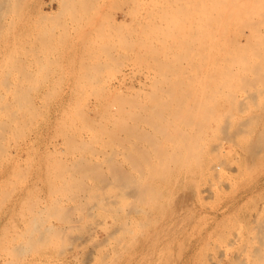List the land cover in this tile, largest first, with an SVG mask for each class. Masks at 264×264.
Returning a JSON list of instances; mask_svg holds the SVG:
<instances>
[{
  "label": "rangeland",
  "instance_id": "1",
  "mask_svg": "<svg viewBox=\"0 0 264 264\" xmlns=\"http://www.w3.org/2000/svg\"><path fill=\"white\" fill-rule=\"evenodd\" d=\"M68 1H71L74 5L72 6V3H68ZM76 1L79 2V4L76 3ZM88 1L89 0H0V110L2 109V111H0V146H2L0 147V191L5 193H0V202L2 203L0 204V264H263L264 258H262V260L259 256L261 255L260 252L262 253V255H264V107H262L264 106V95L262 96L259 92L257 93V91L262 90L264 92V84L261 83V86L263 85V87H261L260 84L258 85V82L255 83V85H258L261 89H259L258 86L256 88V86H253V84L247 86L246 88L237 84L238 86L236 87H238L239 90L237 88H234L232 91H234L235 97L237 95V97L235 98V102L239 103L247 100L248 103H243V109L242 107L230 109L228 107L229 102L226 99L224 100L220 98L218 100L220 106L217 109L215 120L217 119L216 121L217 123L219 121V123L218 125L216 124L215 127H224V131L225 128L227 131L229 130L228 125H230V127H232V130H234L233 132L231 131V134L233 135L230 138H228L226 135L224 136V134H227L228 131L227 133L226 131L223 133L219 132L214 137V133L212 131L210 132L209 130V137L206 141L208 145L207 148L204 149L205 151L203 152V156H201V161L200 159H189L187 162L183 159V164L182 160L176 161L175 159H168V167V163L166 164L167 159H165V161L163 159H157L159 161V164H157L158 162H154V164L155 167L158 168L159 174H155L152 171V173H154L157 178L156 176H154V179L153 176L151 178V173L149 172V175L148 170L145 172L147 177L146 178L144 177L145 174L141 173L139 169L135 171V168L137 169V167L133 166L135 164L131 163L132 161L129 160L131 158H128L127 155L129 149L126 152L125 146L123 147L119 145L121 144L119 143V141H115V139L112 138L109 133H106L108 130H112L113 127L115 128L114 125L116 124L112 115L105 114L107 111H110L112 107L109 110H107L108 107L107 109L105 107L107 105L110 107L116 102V100H114V102L112 101V104H110L111 98L113 99L115 95L118 96V94L120 93L116 92V89H121L119 91H122L121 94L123 93L122 95L119 94V96L121 95L124 97H128L130 95L131 98L134 99V102L135 100H137L136 103H138L139 101L141 103L146 102L144 104L142 103V105H152L155 101L156 96L159 97V95H168L164 92L162 94L161 91L157 92V88H164L165 86V88H167L168 86L172 85L169 83L177 78H172L174 76L171 75L170 72L169 75H167L168 77H170L168 78L169 80L165 79L166 75H164L163 77L165 78H163V74H152L156 69L154 68V65L155 67H157L154 61L158 57L159 58L157 60L161 61L163 59L162 57H164L163 55H166V53L167 55L165 57L169 55L170 56L167 59L164 57L162 63L167 62L168 64L169 59L170 62L172 61L171 63L176 60L175 58L173 59L171 55L172 53L170 52L171 50L173 52V47L180 46L179 44L181 43L175 38L177 41H174L176 45L174 44L173 46V40H171V38L173 37L174 33L176 34V36H178L181 35L182 32L187 34L191 32V21L189 18L191 17L190 15L192 12L190 13V15L188 14L189 12L187 10L189 9L187 7V0H175L178 5H174L175 3L173 2L174 6L172 7V0H163L165 2L164 4H161L162 0H160V2L158 0H152V2H149L151 0H126L128 1V3H125L124 6H121V4L118 6V4H116L118 3L116 0H92L94 1V3L92 6L89 5V7L87 4H90L92 2L89 1L90 3H87L85 5V2ZM153 1L155 2L153 3ZM96 2L100 5L96 4ZM142 2H144L145 4H143ZM147 2L150 5L147 4ZM156 2L159 3H157L155 7L158 8L159 6L158 9L160 10L158 11V9L155 8L154 10L157 11L152 12L153 4H155ZM15 5L16 8L14 7ZM17 5L18 7L20 6V8H18ZM166 5L168 6V9L166 8ZM10 7L13 8L11 9ZM160 7L162 8V10ZM174 7L177 8V10H174ZM178 7L180 8V10L182 9L181 13L179 12L180 10H178ZM84 8H89L90 11ZM131 8H133L134 10L136 9L135 14L133 13L134 10L132 11ZM10 9L14 13V15L12 14ZM14 9H16L17 11L18 9L20 10L18 13H16L17 11L15 10L16 12H14ZM7 10L10 11L8 12ZM87 10L89 12H87ZM146 10L150 13H148ZM130 12L133 13V15ZM151 12L153 13V15ZM157 12H159L160 15H157ZM170 13L175 14V17H173V15ZM82 16H84V19H82ZM160 16L163 18V20ZM187 18L189 19V21L187 20ZM146 19L147 21H145ZM155 19L156 25H152L153 23L155 24ZM9 21L13 24H11ZM116 21H121L124 23H121L122 26L120 27L121 24H118ZM150 21L152 23H150ZM125 23H131V27H129L128 25V28ZM166 23L170 26H166ZM182 23L185 24L182 25ZM117 24L119 25L118 28L116 27L118 26ZM147 24L152 28L157 27V30H153ZM143 25L147 27H144ZM164 25L167 29L164 28ZM177 25H179V28L176 29ZM106 27H109V29ZM122 27L123 29H121ZM161 27L162 29H160ZM141 28H145L143 30L144 32L141 30ZM168 28H170L169 30L174 28L172 29L173 34H171L172 32L169 31ZM133 30L134 32L138 33L135 34ZM145 30L146 32L150 30L148 32V35H146ZM120 31L121 34H119ZM105 32L109 33V35ZM150 32H152V34ZM167 33L168 36L172 35L168 38V40L166 39L168 37L166 36ZM124 34L125 36H123ZM126 34L128 35L126 36ZM107 35L109 38H107ZM129 35L131 36L129 37ZM53 37L55 38L53 39ZM59 37H62L61 40L59 39ZM103 37L106 38L104 39ZM125 38H127V43L125 41V43L121 41V39L124 40ZM160 39L165 40V42ZM90 40L92 41L90 42ZM140 40H142L144 44ZM155 40H158L159 43L155 42ZM137 41L138 46L136 44ZM94 42L96 45L94 44ZM88 43L90 44L88 45ZM98 43L99 45H97ZM150 43L151 46L150 48H148V44ZM152 43L154 44V46ZM160 43L162 44V46H165V50L162 49ZM118 44L120 45L118 46ZM122 45L127 46L122 48ZM145 46H147V49L144 48ZM155 46L156 49L159 48L158 50L161 52L159 54L157 53L158 57L156 59H154L157 52L155 50ZM107 48H110V51ZM144 49H146V51H144ZM108 51L110 53H108ZM117 52L119 53V55ZM145 52H149V54L147 53L148 55H154L153 58L151 55L148 56ZM144 53L149 58L145 56ZM248 53L252 55V52L248 51ZM103 54H105V56ZM141 54L144 58H140ZM9 57H11V59H9ZM13 58H18V60H13ZM36 59L39 60L37 61ZM138 59L140 61H138ZM21 60H23V62ZM119 60L120 62L122 60L123 61L120 63ZM98 61L100 64L104 63L105 61L106 63L100 65L105 67H102L103 71L101 68L99 69V72H97L98 70L95 72V69L92 68L95 66H99ZM110 61L113 62L111 63ZM134 61H137L136 66L134 65ZM146 61L149 62L147 63ZM160 61L158 62L160 63ZM51 62H53V64ZM123 63L126 65H124ZM146 63L148 64L150 69L152 67L153 70L151 69V71H147V69L149 68L147 67ZM181 63L184 64L182 61L178 63V65H180ZM106 64L109 65L107 66ZM115 64L117 67L115 66ZM21 65L22 67H20ZM44 65H46V67H44ZM118 65L121 68H119ZM168 65H170V63ZM172 65L173 64H171L170 66ZM170 66L169 68H171ZM108 67H111L109 68L110 72ZM139 67L141 68V70ZM145 67L147 68L145 69ZM157 69L156 72H158ZM143 70L145 71L142 72ZM19 71H22V74L24 75L27 72L28 73L27 75H22L23 77H20L21 72ZM100 72L101 75L98 76ZM5 77H8V80H3ZM30 77L31 80L29 81ZM91 77H93L94 80ZM164 79L167 81H164ZM170 79L172 80L170 81ZM153 80L154 82H152ZM105 81L108 84H106ZM163 82L167 83L164 85ZM140 83L144 85H141ZM148 83H151L152 86ZM17 84L18 86L16 88L21 87L19 89H24L26 94H22L24 90L20 91L17 89L18 92H21H19V94L17 91H15V86ZM27 87L29 88V91ZM93 88L95 89V91ZM96 88H99V93L96 92ZM139 89L144 90H140V93ZM48 91L50 93H48ZM150 91L152 92L154 100L149 98L151 96ZM251 91L255 92V96H253L254 94L248 95L249 93H252ZM262 91L260 92L263 94ZM145 92L149 94V97L146 96ZM246 94L253 99L250 97L248 98ZM26 95L28 96L27 99ZM89 95L92 97H89ZM134 95L138 96V98H141L137 99V97ZM18 96L23 97L19 100ZM100 96L101 98H98L99 100H97V97ZM29 98L31 99L30 101H32V104L29 103ZM249 99L252 100L250 101ZM162 100H165L166 102L169 101L165 98H163ZM130 101L133 100L131 99ZM18 102H20L19 105L25 102L20 105V107L18 106L19 108H21L20 110H18L19 108L17 107ZM100 104L101 106H99ZM23 105L26 109H30V111L32 112L31 114H35L37 118L35 119V115L32 117L29 110H25L24 107L22 108L21 106ZM28 105H31V107L29 108ZM246 105L249 106L248 109H245ZM15 111L17 115L15 114ZM82 113H84L83 117ZM227 113H229L228 116ZM4 114L8 115L5 116ZM218 114L220 116H218ZM256 114L257 116H255ZM11 115L13 118L11 117ZM229 116H232L233 118ZM87 117L90 119L87 120ZM228 118H230V121L227 120ZM13 119L14 122H12ZM85 120L87 122H85ZM9 121L12 123L9 124ZM17 121L20 125L17 124ZM24 121L27 124H25L26 126L22 124V122ZM2 122H4L5 124ZM95 122L97 123L96 128L99 129L98 131L94 127L95 125H93L95 124ZM240 122L242 124L240 126L242 127L238 126ZM111 123H114V125L111 126ZM224 123L228 125L226 126ZM243 123L245 125H243ZM3 124L5 127L2 126ZM8 125L11 126L9 127ZM88 125L90 127H88ZM24 126L27 128H24ZM145 126H148L146 129H148L150 132L153 130L149 125ZM11 127L15 131H13ZM88 128L89 130L87 131ZM10 129L12 134L9 131ZM90 129L92 130L90 131ZM240 129H244L246 132H243ZM17 131L20 132V134ZM22 131L24 132L21 133ZM2 132L4 133L2 134ZM14 132H16V134ZM238 132L241 134H239ZM63 133H67V136L65 135V137ZM120 135H122L120 137H124L122 138L123 140H125V138L128 140V135H126L125 133H121ZM73 136L76 139L75 141L77 143L80 142L79 144L75 145L74 141H70L73 144L67 143V137H70L69 140H73L71 138ZM108 136L112 139H110ZM130 138L129 140L131 141H137L136 143L140 147L141 145H143L144 147H141L142 149L147 148L148 146L147 150H149L150 144L148 141H145L144 143V140ZM79 139H82V142ZM127 140L124 141L125 144L131 143L127 142ZM103 141H106L107 143H104ZM64 142L67 144H64ZM117 142L119 144H116ZM13 143L15 144V146ZM82 143L85 145L83 146ZM214 144L216 145V150L212 149ZM88 145L93 149L88 148ZM79 146L81 148H79ZM86 147L88 148V151L86 150ZM5 148L7 149L5 150ZM83 148L85 149V153L83 152ZM120 149L123 150L121 151ZM210 150L212 151V153H209ZM213 150L216 152H214ZM120 151L124 154L122 155ZM56 152L58 153L57 155L55 154ZM60 152L62 154H60ZM73 152L75 153V155H73ZM85 154L87 157V161L89 160L88 164H92L94 166L98 165L96 166L97 169H101V173H103L104 171L103 176H105L101 177L99 174H97L100 171H94V173L96 174L93 175H98L99 178H97L99 180L100 178L103 180L106 179V182L103 180L102 182L101 180L99 181L88 170H84L86 174H83L82 171L78 172V170L73 167L74 164L76 165V162L78 164L79 160L81 162V159L85 158ZM108 155H110V158ZM126 159H128V161ZM107 160H109L110 162H107ZM155 160L156 159H153V161ZM223 160H225V162ZM64 161L66 162L64 163ZM83 161L86 162V159H83ZM115 161L121 164V169L124 168L123 170L128 172L129 174L131 172L132 177L135 178L136 181L141 177L138 180L140 183L144 181L143 183H152L151 185H156L154 186V189L156 190V188H158L157 192L154 189L153 190L156 193L152 190L153 196L155 194V197L149 199L150 197L148 198V195L147 198L149 201L147 200V198H144L146 199L145 203L142 196L140 197V195L136 192V196L139 195L138 200H136L137 197L134 199L135 194L134 191L133 194L132 192H130L132 191L131 189H128L130 193H125L127 187L125 189L122 184L120 185V180L112 179V177H115L112 176L114 170L111 166H113V162ZM58 162H60V164L62 163L61 166H59L60 164ZM222 162H224L225 164H222ZM118 163L115 164L119 165ZM162 163H165V166H163ZM196 163H199V165L201 163V167ZM65 164L69 165L66 166ZM62 166L65 167V169L62 168ZM69 166H72V168L74 169ZM165 167L166 170L164 169ZM183 167H185V169ZM195 167L201 171H199L198 169L196 171ZM214 167L217 168L215 169ZM169 168H171L172 170H170ZM187 168L190 170H188ZM160 169H162V173L164 174V176L160 174ZM167 170L169 172H166ZM178 170L180 173L177 172ZM73 171L77 172L75 173ZM68 172L72 173L69 174ZM87 172H89L91 176H87ZM187 172L189 174H187ZM79 173L82 174V176H86L87 178L80 176ZM160 175L163 177L167 176L169 179L163 177L159 178ZM81 177L83 178V180H81ZM164 179H166V181ZM69 183L72 185H70ZM67 184L69 185V188L71 187V189L67 188ZM115 184L117 185V187ZM61 185L63 187L62 190L59 189L61 188ZM128 190H126V192H128ZM6 191L10 193V195ZM56 191L58 192V194ZM76 194L77 198H74L76 197ZM125 194H127L128 196ZM99 196L101 199L99 198ZM3 197L5 198L4 201L3 199H1ZM143 197L146 196L143 195ZM140 199L141 201L139 202ZM107 201H111L113 204H111V202L110 204H108ZM114 201L116 204L114 203ZM36 202L38 203V206ZM133 203L135 206L134 208H132L133 205H131ZM108 205L111 206L108 207ZM63 208L64 210H61ZM135 210L137 211L135 212ZM53 213L54 215H52ZM47 215L51 216V218H48ZM35 216H38V218H36ZM64 216H66L67 219ZM32 217L36 219V223L34 222V225L32 224ZM68 218L70 221L68 220ZM37 221L42 222V224L48 228L47 230H49V228L51 227H55L54 229H50L49 231L50 233L52 232L51 234H53L56 229L55 232L57 233L54 232L53 234L55 238L53 239V236H50V234L48 236V232L44 230V226L41 227V223V225H39L40 227L37 226V224L39 223H37ZM35 225L37 226V230H39L40 228V235L37 233H33L32 230L34 229L31 228H33ZM42 231L44 233H42ZM34 232H36V229L34 230ZM32 233L33 235H35L33 236ZM41 236L42 238H45L43 239V242L46 239L50 240H46L48 242L45 241V244L41 243L42 240L41 238H39ZM44 236H46L47 238ZM28 238L30 240H34L35 243L38 241L39 243L37 244L41 243L40 245L43 247H39L34 242H32L31 245ZM20 243L22 244L20 245ZM34 245L38 250H35V248L33 247ZM16 247H18V249ZM6 248L8 249L7 251ZM19 248H23L21 249L22 251L24 250L22 254H19L20 252L18 251H21Z\"/></svg>",
  "mask_w": 264,
  "mask_h": 264
},
{
  "label": "bare ground",
  "instance_id": "2",
  "mask_svg": "<svg viewBox=\"0 0 264 264\" xmlns=\"http://www.w3.org/2000/svg\"><path fill=\"white\" fill-rule=\"evenodd\" d=\"M85 1H87V0H85ZM92 2V3H90V2ZM88 2H85V5L87 4V3H90V4H87L88 5V7H89V5L90 6H92L93 5V3H94V1H92V0H89ZM118 3H116V4H118V6L121 4V6H124V4L126 3H128V1H126V0H116ZM146 1V0H145ZM159 2H160V0H158ZM169 1V0H168ZM135 2V1H134ZM149 2H152V0L151 1H149ZM155 1H153V3H154ZM159 2H156L155 4H153V7H152V9H153V11L152 12H154L155 10V8L156 9H158L159 8V6H158V8L157 7H155L156 5H157V3H159ZM163 2V3H162ZM175 4H174V3ZM68 3H72L71 1H68ZM76 3H78L79 4V2H77L76 1ZM76 3H75V7H76ZM102 3V2H101ZM143 4H145L144 2H142ZM165 2L162 0L161 1V4H164ZM167 3V2H166ZM84 4V3H83ZM82 4V5H83ZM96 4H98V5H100L99 3H97L96 2ZM138 4V3H137ZM147 4H149L148 2H147ZM178 5L176 2H175V0L173 1L172 0V3H171V7L172 6H174V5ZM187 4H188V9L189 10H187L189 13V15H190V13H191V17L189 18L190 19V21H191V24H190V27H191V32L189 33V34H187V33H184V32H182L181 33V35H178V36H176V34L174 33V35H173V39L171 38V40H173V46H174V41H177V40H179V42L181 43V44H179L180 46H177V47H173L172 49H173V52H172V50H171V52L170 53H172L171 55H172V57H173V59L175 58L176 60H174V62L173 63H171L170 62V59H169V62H168V64L170 63V65L171 64H173L172 66H170V65H168L167 64V62H164V63H162V60L164 59V57L167 55V53H166V55H163L164 57H162V58H160V59H162L161 61L160 60H157L159 57L157 56V53L159 54V53H161L158 49H156V46H155V50L157 51L156 52V57L154 58V59H156L157 57V59L154 61L155 63H156V65H157V67H155V65H154V68H158L157 70H158V72H156V69H155V71L152 73V74H154V73H160L159 75H161V74H163L162 75V77L164 76V75H166V78L165 77H163V78H165V79H167V80H169L168 78H170V77H168L167 75H169V72H170V74L171 75H173L174 77H172V78H177V79H175V80H173L172 82H170L169 84H172L171 86H168L167 88H161V87H159V88H157V92H159V91H161V93L163 94V92L164 93H167L168 95L167 96H160L159 95V97L158 96H156V98H155V96H154V98H155V101H156V103H155V101L153 102V104L152 105H142V103L139 101L138 103H136L137 102V100H135V102H134V99L133 98H131V96H130V98L133 100V101H130L131 99L129 98V96L127 97L125 94V96L127 97V98H129V99H127L126 97H124V96H121L122 94H121V92L122 91H119V90H121V89H116V92H120L119 94H121L120 96H119V94H118V96L117 95H115V97L112 99L111 98V102H110V104H112V101L114 102V100H116V102L114 103V105H111L110 107L107 105L105 108L107 109V107H108V109L107 110H109L111 107V109H110V111H107L105 114H107V115H112L113 116V119H114V121H115V124L116 125H114V123L112 124L111 123V126L112 125H114L115 126V128L113 129L112 127V130H105V131H107L106 133H109L110 134V136L112 137V138H114L115 139V141H119V143H121V144H119L118 142L116 143V144H119V145H121V146H125L126 147V152H127V150L129 149V151L127 152V155H128V158H131V159H129L130 161H132L131 163H134L135 165H133V166H136L137 167V169L135 168V171L136 170H138L139 169V171L141 172V173H144L145 174V176L144 177H146V171L148 170V173L150 172L151 173V175H150V173H149V175L151 176V178H152V176H153V179L155 178L154 176H156L155 174H159V170H158V168H156L155 167V164H154V162H158L157 164H159V159L160 160H164L165 161V159H167V162H166V164L168 163V159H175L176 161H181L182 160V163H183V161L184 160H186L187 162H188V160L189 159H200V161L202 160L201 159V156H203V152L205 151L204 149L205 148H207V145H208V143H206V141H207V138L209 137V135H208V131L210 130V132L212 131L213 133H214V137H215V135L216 134H218L219 132L221 133H223V132H225L226 131V128H225V131H224V127H219V126H217V127H215V125L217 124L218 125V123H219V121H218V123H217V119L215 120V115H216V113H217V109H218V107L220 106V104H219V102H218V100L220 99V98H222V99H226L229 103H228V107L230 108V109H234V108H241L242 107V109L244 108L243 106H244V104L243 103H246L247 102V100H245V99H243V100H245L244 102L242 101V102H239V103H237V102H235V98L237 97V95H236V97H235V94H234V91H232L234 88H237L238 90H239V88L238 87H236V86H238V85H240V86H243V87H247V86H249V85H252L253 84V86L255 85V83H257L258 82V85L260 84V86H261V83H263L264 84V0H187ZM14 5V4H13ZM12 5V6H13ZM67 5V4H66ZM71 5V4H70ZM74 4L72 3V6H73ZM81 5V6H82ZM134 5V4H133ZM150 5V4H149ZM79 6V5H78ZM97 6V5H96ZM120 6V7H121ZM136 6V5H135ZM167 6V5H166ZM175 6V7H176ZM15 8H16V5L14 6ZM17 7H18V5H17ZM69 7V6H68ZM95 7V6H94ZM148 7V6H147ZM146 7V8H147ZM161 7H163V6H161ZM160 7V8H161ZM174 7V8H175ZM7 8H9V7H7ZM6 8V9H7ZM11 8V7H10ZM13 8V7H12ZM11 8V9H12ZM18 8H20V6L18 7ZM79 8H81V7H79ZM91 8V7H90ZM133 8H134V6H133ZM133 8H131L132 9V11L134 10ZM167 9H168V6L166 7ZM179 8V7H178ZM10 9V10H11ZM72 9V8H71ZM84 9H88L89 10V8H84ZM122 9V8H121ZM166 9V10H167ZM10 10H7L8 12L10 11ZM16 9H14V12H16L15 11ZM19 10L20 9H18V11L16 12V13H18L19 12ZM87 10V12H89ZM136 10V9H135ZM135 10L133 11V13L135 14ZM149 10V9H148ZM160 9H158V11H159ZM161 10H162V8H161ZM166 10H164V11H166ZM174 10H177V8H175ZM178 10H180V8L178 9ZM182 10V9H181ZM181 10L179 11L180 13H181ZM86 11V10H85ZM147 11V10H146ZM157 11V10H156ZM155 11V12H156ZM11 12H12V10H11ZM148 12V11H147ZM151 12V13H152ZM160 12H162V11H160ZM78 13V12H77ZM80 13V12H79ZM131 13V12H130ZM130 13H129V15H130ZM133 13H131L132 15H133ZM137 13V12H136ZM148 13H150V12H148ZM186 13V12H185ZM12 14L14 15V13L12 12ZM155 14V13H154ZM162 14V13H161ZM170 14H172V13H170ZM169 14V15H170ZM184 14V13H183ZM16 15V14H15ZM128 15V16H129ZM152 15H153V13H152ZM157 15H160L159 14V12H157ZM166 15H168V14H166ZM173 15V17H175L174 15L175 14H172ZM171 15V16H172ZM45 16V15H44ZM177 16V15H176ZM179 16V15H178ZM181 16H182V14H181ZM188 16V15H187ZM187 16H185V17H187ZM11 17V16H10ZM71 17V16H70ZM83 18L82 19H84V16H82ZM154 17V16H153ZM161 17V16H160ZM166 17V16H165ZM180 17V16H179ZM179 17H176V18H179ZM184 17V18H185ZM12 18V17H11ZM46 18V17H45ZM44 18V19H45ZM73 18V17H72ZM78 18H80V17H78ZM92 18V17H91ZM149 18H150V16H149ZM162 18V17H161ZM167 18V17H166ZM172 18V17H171ZM1 19V18H0ZM74 19H76V18H74ZM154 19V18H153ZM157 19V18H156ZM156 19H155V24L153 23L152 25H156ZM182 19V18H181ZM189 19L187 18V20L189 21ZM144 20V19H143ZM158 20V19H157ZM162 20H163V18H162ZM174 20V19H173ZM176 20V19H175ZM12 21V20H11ZM141 21V20H140ZM145 21H147V19L145 20ZM152 21V20H151ZM150 21V23H152ZM159 21H160V19H159ZM169 21V20H168ZM188 21H187V23H188ZM10 22V21H9ZM13 22V21H12ZM117 22V21H116ZM174 22V21H173ZM172 22V23H173ZM175 22H177V21H175ZM184 22V21H183ZM11 23V22H10ZM118 24H121V23H124V22H117ZM127 23H129V22H127ZM149 23V24H150ZM169 23V22H168ZM11 24H13V23H11ZM112 24V23H111ZM114 24H115V21H114ZM117 24V25H118ZM126 24V23H125ZM167 24V23H166ZM165 24V25H166ZM170 24V23H169ZM169 24H167L166 26H168ZM174 24V23H173ZM173 24H172V26H173ZM183 24H185V23H182V25ZM128 25H129V27H131V23L130 24H126V26L128 27ZM140 25V24H139ZM148 25V24H147ZM151 25V24H150ZM150 25H148L149 27H151ZM157 25H158V23H157ZM160 25V24H159ZM162 25V24H161ZM165 25H164V28H166L165 27ZM175 25V24H174ZM115 26V25H114ZM122 26V24L120 25V27ZM144 27H147V26H145V25H143ZM170 26V25H169ZM113 27V26H112ZM117 28L119 27V25L118 26H116ZM128 27V28H129ZM188 27H189V24H188ZM106 28H108L109 29V27H106ZM152 28V27H151ZM151 28H149V29H151ZM175 28V27H174ZM174 28H172V29H174ZM177 28H179V25H177V27H176V29ZM56 29V28H55ZM54 29V30H55ZM110 29H111V27H110ZM121 29H123V27L121 28ZM132 29V28H131ZM136 29V28H135ZM139 29H140V27H139ZM145 29V28H144ZM144 29H142L141 28V30L143 31ZM147 29V28H146ZM153 30H157V27H153L152 28ZM160 29H162V27L160 28ZM167 29V28H166ZM170 28H168V30H169ZM172 29L171 30H169V31H171L172 32ZM190 29V28H189ZM105 30V29H104ZM114 30V29H113ZM129 30V29H128ZM141 30H139V31H141ZM164 30V29H163ZM181 30H182V28H181ZM180 30V31H181ZM66 31H68V30H66ZM109 31V30H108ZM116 31V30H115ZM122 31V30H121ZM121 31H120V33L119 34H121ZM136 31V30H135ZM150 31V30H149ZM148 31V32H149ZM180 31H179V33H180ZM111 32V31H110ZM129 32H132V31H129ZM133 32H134V30H133ZM144 32V31H143ZM145 32H146V30H145ZM148 32H146V35H148ZM154 32V31H153ZM66 33H68V32H66ZM106 34H108L109 35V33H107V32H105ZM135 34H137L136 32H134ZM151 34H152V32H150ZM161 33H162V30H161ZM103 34V33H102ZM114 34H116V33H114ZM123 34V33H122ZM131 34V33H130ZM157 34H158V32H157ZM171 34H173V32L171 33ZM187 34V35H186ZM53 35H54V33H53ZM108 35H107V38H109L108 37ZM113 35V34H112ZM118 35V34H117ZM128 34H126V36H127ZM150 35V34H149ZM162 35V34H161ZM160 35V36H161ZM52 36V35H51ZM101 36V35H100ZM105 36V35H104ZM116 36V35H115ZM123 36H125V34L123 35ZM131 35H129V37H130ZM139 36V35H138ZM152 36V35H151ZM155 36V35H154ZM164 36V35H163ZM166 36H168V33H167V35ZM170 36H172V35H170ZM170 36H168L166 39L168 40V38L170 37ZM120 37V36H119ZM132 37H134V36H132ZM135 37H137V36H135ZM144 37H146V36H144ZM162 37V36H161ZM51 38V37H50ZM55 37H53V39H54ZM62 38V37H61ZM61 38L59 37V39L61 40ZM97 38H98V36H97ZM100 38V37H99ZM104 39L106 38V37H103ZM148 38V37H147ZM147 38H145V39H147ZM156 38H158V37H156ZM160 38V37H159ZM177 40H176V39ZM58 39V40H59ZM102 39V38H101ZM112 39V38H111ZM118 39V38H117ZM126 39L127 38H125L124 40H122L121 39V41L122 42H126ZM149 39V38H148ZM155 39V38H154ZM109 40V39H108ZM138 40V39H137ZM143 40V39H142ZM142 40H140V41H142ZM160 40H163V39H160ZM52 41V40H51ZM88 41V40H87ZM92 40H90V42H91ZM101 41V40H100ZM103 41V40H102ZM110 41V40H109ZM119 41V40H118ZM128 41V40H127ZM133 41H135V40H133ZM139 41V40H138ZM138 41L136 42V44L138 43ZM146 41H149V40H146ZM152 41H153V38H152ZM164 42H165V40H163ZM163 41H160V42H163ZM96 42V41H95ZM95 42H94V44H95ZM124 42V43H125ZM130 42H131V39H130ZM155 42H157V43H159V41L157 40H155ZM100 43H102V42H100ZM107 43V42H106ZM110 43V42H109ZM123 43V44H124ZM127 43V42H126ZM142 43H143V41H142ZM90 43H88V45H89ZM93 44V43H92ZM102 44H104V43H102ZM115 44V43H114ZM117 44V43H116ZM131 44V43H130ZM134 44V43H133ZM144 44V43H143ZM146 44H147V42H146ZM153 44V43H152ZM161 44V43H160ZM165 44V43H164ZM163 44V45H164ZM45 45V44H44ZM47 45V44H46ZM96 45V44H95ZM97 45H99V43L97 44ZM107 45H109V44H107ZM112 45V44H111ZM110 45V46H111ZM120 44H118V46H119ZM176 45V44H175ZM178 45V44H177ZM125 46H127V45H122V48H124ZM129 46V45H128ZM132 46V45H131ZM137 46H138V44H137ZM141 46H142V44H141ZM148 48H150V46H151V43L150 44H148ZM153 46H154V44H153ZM17 47V46H16ZM46 47V46H45ZM93 47V46H92ZM94 47H96V46H94ZM101 47V46H100ZM105 47H109V46H105ZM116 47V46H115ZM121 47V46H120ZM135 47V46H134ZM147 46H145L144 48H146ZM161 47H162V49L163 50H165L164 48H165V46H162V44H161ZM56 48V47H55ZM103 48V47H102ZM112 48H113V46H112ZM138 48V47H137ZM142 48V47H141ZM16 49V48H15ZM25 49V48H24ZM45 49V48H44ZM48 49V48H47ZM93 49V48H92ZM101 49V48H100ZM105 49V48H104ZM109 51H110V48H107ZM120 49V48H119ZM128 49H129V47H128ZM134 49V48H133ZM147 49V48H146ZM146 49H144V51H146ZM161 49V50H162ZM19 50V49H18ZM140 50V49H139ZM149 50V49H148ZM151 50V49H150ZM162 50V51H163ZM47 51V50H46ZM50 51H51V49H50ZM95 51V50H94ZM99 51V50H98ZM105 51V50H104ZM108 51V53H110ZM112 51V50H111ZM123 51H125V50H123ZM131 51V50H130ZM234 51V52H233ZM247 51V52H246ZM248 51H250V52H252V55H250L249 53H248ZM31 52V51H30ZM30 52H27V53H30ZM49 52V51H48ZM107 52V51H106ZM114 52V51H113ZM14 53V52H13ZM24 53V52H23ZM22 53V54H23ZM118 53V52H117ZM126 53V52H125ZM146 54L148 53L149 54V52H145ZM144 53V54H145ZM169 53V54H170ZM17 54V53H16ZM89 54V53H88ZM128 54H129V52H128ZM137 54V53H136ZM145 54V56H147ZM155 54V53H154ZM27 55V54H26ZM47 55V54H46ZM104 56H105V54H103ZM109 55V54H108ZM118 55H119V53H118ZM122 55V54H121ZM124 55V54H123ZM151 56H152V58H153V56L154 55H152V54H150ZM150 55H148V56H150ZM161 55V54H160ZM159 55V56H160ZM2 56V55H1ZM49 56V55H48ZM107 56V55H106ZM110 56H111V54H110ZM141 57L140 58H144L143 56H142V54L140 55ZM147 56V57H148ZM170 56V55H169ZM169 56H167V57H165L166 59L167 58H169ZM20 57V56H19ZM33 57V56H32ZM84 57V56H83ZM94 57V56H93ZM97 57V56H96ZM115 57V56H114ZM124 57V56H123ZM130 57V56H129ZM137 57H139V56H137ZM137 57H136V59H137ZM37 58V57H36ZM99 58V57H98ZM97 58V59H98ZM117 58V57H116ZM115 58V59H116ZM121 58V57H120ZM126 58V57H125ZM149 58V57H148ZM151 58V57H150ZM9 59H11V57H9ZM9 59H7V60H9ZM48 59V58H47ZM88 59V58H87ZM105 59V58H104ZM107 59H108V57H107ZM114 59V58H113ZM123 59V58H122ZM127 59H128V57H127ZM153 59V60H154ZM13 60H18V58H16V59H14L13 58ZM37 61L39 60V59H36ZM50 60V59H49ZM94 60V59H93ZM99 60V59H98ZM118 60V59H117ZM135 60V59H134ZM145 60H147V59H145ZM150 60V59H149ZM180 60V61H179ZM22 62H23V60H21ZM36 61V62H37ZM53 61V60H52ZM81 61V60H80ZM100 61V60H99ZM99 61H98V63H99ZM123 61V60H122ZM121 61V62H122ZM127 61V60H126ZM138 61H140L139 59H138ZM158 61H160V63L158 62ZM165 61V60H164ZM179 61V62H178ZM183 61V63L184 64H180V65H178V63H180V62H182ZM7 62V61H6ZM5 62V63H6ZM49 62V61H48ZM111 62V61H110ZM113 62V61H112ZM111 62V63H112ZM116 62H118V61H116ZM119 62H120V60H119ZM120 62V63H121ZM135 62V66H136V62L137 61H134ZM145 62V61H144ZM147 62V61H146ZM149 62V61H148ZM147 62V63H148ZM153 62V63H154ZM177 64H176V63ZM187 62V63H186ZM19 63V62H18ZM52 64H53V62H51ZM82 63V62H81ZM80 63V64H81ZM97 63V64H98ZM104 63H106L105 61H104ZM104 63H102V64H100L99 63V66H95V67H91L92 69H95V72L97 71V72H99V69H101L102 67H105V66H100V65H103ZM129 63H130V61H129ZM146 63V65H147V67L149 68V69H147V71H151V69H152V67H151V69H150V67L148 66V64ZM154 63V64H155ZM16 64V63H15ZM14 64V65H15ZM20 64H21V62H20ZM110 64V63H109ZM108 64V65H109ZM118 64V63H117ZM124 64V63H123ZM139 64H140V62H139ZM138 64V65H139ZM151 64V63H150ZM6 65V64H5ZM13 65V64H12ZM84 65V64H83ZM107 65V64H106ZM107 65V66H108ZM112 65H114V64H112ZM120 65V64H119ZM118 65V66H119ZM124 65H126V64H124ZM143 65H144V63H143ZM19 66V65H18ZM27 66V65H26ZM53 66V65H52ZM81 66V65H80ZM88 66V65H87ZM107 66H106V68H107ZM115 66H116V64H115ZM140 66V65H139ZM169 66L171 67V68H169ZM20 67H22V65L20 66ZM24 67V66H23ZM44 67H46V65H44ZM84 67V66H83ZM83 67H81V68H83ZM117 67V66H116ZM115 67V68H116ZM128 67V66H127ZM147 67H145V69L147 68ZM48 68V67H47ZM109 68H111V67H108V69ZM113 68V67H112ZM114 68V69H115ZM119 68H121L120 66H119ZM140 68V67H139ZM17 69V68H16ZM20 69V68H19ZM117 69V68H116ZM3 70V69H2ZM21 70V69H20ZM24 70V69H23ZM105 70V69H104ZM139 70V69H138ZM140 70H141V68H140ZM153 70V69H152ZM18 71V70H17ZM47 71V70H46ZM87 71V70H86ZM101 71V70H100ZM102 71H103V68H102ZM114 71V70H113ZM145 70H143L142 72H144ZM19 72H21V76L20 77H23V76H25V75H27V73L26 72H24V73H26L25 75L24 74H22V71H19ZM55 72V71H54ZM88 72V71H87ZM92 72H93V70H92ZM94 72V73H95ZM104 72H106V71H104ZM109 72H110V69H109ZM139 72V71H138ZM141 72V73H142ZM86 73V72H85ZM89 73H91V72H89ZM108 73V72H107ZM136 73V72H135ZM134 73V74H135ZM29 74H30V72H29ZM87 74V73H86ZM147 74V73H146ZM151 74V75H152ZM23 75V76H22ZM47 75H48V72H47ZM88 75V74H87ZM93 75V74H92ZM99 75H101V72H100V74H98V76ZM145 75V74H144ZM149 75V74H148ZM147 75V76H148ZM159 75H156V76H159ZM86 76V75H85ZM84 76V77H85ZM95 76V75H94ZM93 76V77H94ZM110 76V75H109ZM150 76V75H149ZM155 76V75H154ZM11 77V76H10ZM45 77V76H44ZM49 77V76H48ZM89 77V76H88ZM93 77H91L92 79H93ZM101 77V76H100ZM46 78V77H45ZM150 78V77H149ZM155 78V77H154ZM160 78V77H159ZM5 79H7L8 80V77L6 78H4L3 80H5ZM33 79V78H32ZM86 79V78H85ZM164 79V81H167V80H165ZM187 79V80H186ZM20 80V79H19ZM24 80H25V77H24ZM31 80V77H30V79H29V81ZM34 80V79H33ZM94 80V79H93ZM92 80V81H93ZM107 80V79H106ZM161 80H162V78H161ZM160 80V81H161ZM172 79H170V81H171ZM36 81V80H35ZM101 81V80H100ZM145 81V80H144ZM2 82V81H1ZM42 82H43V80H42ZM106 82V81H105ZM152 82H154V80L152 81ZM151 82V83H152ZM162 82V81H161ZM169 82V81H168ZM31 83V82H30ZM39 83V82H38ZM151 83H148L149 85H151ZM156 83V82H155ZM164 83V85L167 83V82H163ZM93 84V83H92ZM97 84H98V81H97ZM106 84H108L107 82H106ZM122 84V83H121ZM141 84V83H140ZM238 84V85H237ZM86 85V84H85ZM95 85V84H94ZM104 85H105V83H104ZM141 85H144V84H141ZM147 85V84H146ZM159 85V84H158ZM161 85V84H160ZM163 85V86H164ZM257 85V86H258ZM18 86V84L15 86V88ZM20 86V85H19ZM152 86V85H151ZM239 86V87H240ZM256 86V85H255ZM257 86H256V88H257ZM104 87V86H103ZM120 87V86H119ZM142 87H144V86H142ZM259 87V86H258ZM261 87H263V85L261 86ZM19 88H21V87H19ZM19 88H16V90L15 91H17V89L18 90H22V89H19ZM26 88V87H25ZM28 88V87H27ZM134 88V87H133ZM135 88H137V87H135ZM140 88V87H139ZM241 88V87H240ZM253 88V87H252ZM1 89V88H0ZM31 89V88H30ZM76 89V88H75ZM94 89V88H93ZM243 89V88H242ZM241 89V90H242ZM259 89H261L260 87H259ZM24 90V89H23ZM22 90V91H23ZM33 90V89H32ZM32 90H30V91H32ZM36 90H38V89H36ZM80 90V89H79ZM96 92H98L99 93V88L97 89L96 88ZM100 90H102V89H100ZM118 90V91H117ZM131 90V89H130ZM138 90V89H137ZM140 90H144V89H139V92H140ZM147 90V89H146ZM151 90H152V88H151ZM248 90V89H247ZM252 90V89H251ZM254 90V89H253ZM264 90V89H263ZM19 91V92H20ZM28 91H29V88H28ZM56 91V90H55ZM88 91V90H87ZM90 91V90H89ZM91 91H92V88H91ZM94 91H95V89H94ZM109 91V90H108ZM115 91V90H114ZM113 91V92H114ZM125 91V90H124ZM136 91V90H135ZM255 91V90H254ZM253 91V92H254ZM260 91H262V90H260ZM260 91H257V93L259 92L262 96L264 95V92H263V94L260 92ZM18 92V91H17ZM16 92V93H17ZM19 92H18V94H19ZM39 92V91H38ZM68 92V91H67ZM96 92H94V93H96ZM101 92H103V91H101ZM149 92V91H148ZM151 92V91H150ZM155 92V91H154ZM240 92H242V91H240ZM250 92V91H249ZM252 92V91H251ZM249 93L248 95H250V94H254L253 96H255V92L254 93ZM21 93V92H20ZM25 93V90L23 91V93L22 94H24ZM48 93H50L49 91H48ZM93 93V94H94ZM110 93V92H109ZM138 93V92H137ZM141 93V92H140ZM144 93V92H143ZM237 93V92H236ZM238 93H239V91H238ZM247 93V92H246ZM256 93V94H257ZM17 94V95H18ZM26 94V93H25ZM92 94V95H93ZM145 94H146V96L147 97H149V94L147 93V92H145ZM155 94V93H154ZM241 94V93H240ZM239 94V95H240ZM244 94H245V92H244ZM21 95V94H20ZM45 95V94H44ZM51 95V94H50ZM96 95V94H95ZM100 95V94H99ZM98 95V96H99ZM111 95V94H110ZM158 95V94H157ZM247 95V94H246ZM246 95H245V97H246ZM247 95V97L249 98L250 96H248ZM251 95V96H252ZM261 95H256V96H261ZM14 96H15V94H14ZM24 96V95H23ZM23 96H18V98H19V100L23 97ZM27 96V95H26ZM105 96V95H104ZM113 96V95H112ZM134 96H136V95H134ZM141 96V95H140ZM145 96V95H144ZM39 97V96H38ZM86 97V96H85ZM88 97V96H87ZM89 97H92V96H90L89 95ZM137 97V99H139V98H141V97H139L138 98V96H136ZM152 97V98H151ZM264 97V96H263ZM3 98V97H2ZM16 98H17V96H16ZM28 98V96L26 97V99ZM77 98H78V96H77ZM84 98V97H83ZM98 98H101V96L100 97H97V100H99ZM103 98V97H102ZM143 98V97H142ZM150 99H153V96H152V92H151V96L149 97ZM163 98H165V99H168L169 101H165V100H162ZM244 98V97H243ZM247 98V99H248ZM250 98H252V97H250ZM260 98V97H259ZM262 98V97H261ZM1 99V98H0ZM10 99V98H9ZM24 99V98H23ZM73 99V98H72ZM94 99H96V98H94ZM136 99V98H135ZM253 99V98H252ZM251 99V100H252ZM15 100H17V99H15ZM18 100V101H19ZM31 99L29 98V103H31L32 101H30ZM79 100V99H78ZM104 100H106V99H104ZM108 100H109V98H108ZM143 100H145V99H143ZM148 100V99H147ZM154 100V99H153ZM250 100V99H249ZM250 100V101H251ZM258 100H261V99H258ZM88 101V100H87ZM21 102V101H20ZM20 102H18V104H17V107L19 106L20 107V105H22L23 103H25V102H23L22 104H20L19 105V103ZM98 102H100V101H98ZM104 102H106V101H104ZM263 102H264V100H263ZM6 103V102H5ZM13 103V102H12ZM86 103V102H85ZM116 103H118V104H116ZM144 103H146V102H144ZM143 103V104H144ZM248 103V102H247ZM252 103H253V101H252ZM258 103V102H257ZM32 104V103H31ZM109 104V103H108ZM224 104V103H223ZM4 105V104H3ZM6 105V104H5ZM15 105V104H14ZM26 105V104H25ZM56 105V104H55ZM75 105V104H74ZM81 105V104H80ZM225 105V104H224ZM253 105H254V103H253ZM259 105V104H258ZM2 106V105H1ZM7 106V105H6ZM99 106H101V104L99 105ZM247 106V105H246ZM246 106H245V109H248L249 108V106H247V108H246ZM257 106V105H256ZM5 107V106H4ZM11 107V106H10ZM15 107V106H14ZM18 107V108H19ZM22 108L24 107V105L23 106H21ZM27 107V106H26ZM28 107L30 108L31 107V105L29 106L28 105ZM258 107V106H257ZM262 107H264V106H262ZM1 108V107H0ZM25 108V107H24ZM53 108V107H52ZM78 108V107H77ZM21 108H19L18 110H20ZM37 109V108H36ZM83 109V108H82ZM25 110H29L30 111V109H26L25 108ZM73 110V109H72ZM78 110V109H77ZM86 110V109H85ZM237 110V109H236ZM260 110V109H259ZM264 110V109H263ZM0 111H2V109L0 110ZM12 111V110H11ZM10 111V112H11ZM37 111V110H36ZM96 111V110H95ZM4 112V111H3ZM8 112V111H7ZM68 112V111H67ZM229 112V111H228ZM240 112H241V109H240ZM2 113V112H1ZM32 112L30 111V114H31ZM38 113H40V112H38ZM103 113V112H102ZM15 114H16V111H15ZM15 114H12V115H15ZM29 114V115H30ZM228 114L229 113H227V116H228ZM259 114V113H258ZM5 115V114H4ZM8 115V114H7ZM7 115H5V116H7ZM12 115H11V117H12ZM17 115V114H16ZM32 115V114H31ZM35 114H33L32 115V117L34 116ZM38 115V114H37ZM77 115V114H76ZM75 115V116H76ZM20 116H22V115H20ZM36 116V115H35ZM57 116V115H56ZM72 116V115H71ZM84 116V113H82V117ZM88 116V115H87ZM101 116V115H100ZM218 116H220L219 114H218ZM255 116H257V114L255 115ZM77 117V116H76ZM111 117V116H110ZM229 117H232V116H229ZM249 117H251V116H249ZM253 117V116H252ZM13 118V117H12ZM11 118V119H12ZM16 118V117H15ZM14 118V119H15ZM37 118V116L35 117V119ZM221 118V117H220ZM219 118V119H220ZM233 118V117H232ZM10 119V118H9ZM14 119H13V121L12 122H14ZM23 119V118H22ZM30 119V118H29ZM34 119V118H33ZM32 119V120H33ZM69 119V118H68ZM88 119H90V118H88L87 117V120ZM222 119V118H221ZM251 119H253V118H251ZM26 120V119H25ZM74 120V119H73ZM94 120V119H93ZM93 120H92V122H93ZM107 120V119H106ZM227 120H229L230 121V118H228ZM255 120H257V119H255ZM78 121V120H77ZM82 121H83V119H82ZM247 121V120H246ZM246 121H244V122H246ZM10 122V121H9ZM12 122H10L9 124H11ZM21 122V121H20ZM71 122V121H70ZM85 122H87L86 120H85ZM91 122V121H90ZM249 122V121H248ZM257 122V121H256ZM1 123V122H0ZM2 123H4V122H2ZM30 123H31V120H30ZM74 123V122H73ZM73 123H72V125H73ZM77 123H79V122H77ZM229 123V122H228ZM5 124V123H4ZM4 124L2 125V126H4ZM17 124H19V122L17 121ZM22 124H26V122L24 121V122H22ZM22 124H21V126H22ZM86 124H88V123H86ZM96 122H95V124H93V125H95L94 127L96 128ZM226 126L228 125V124H226V123H224ZM16 125V124H15ZM20 125V124H19ZM27 125V124H26ZM25 125V126H26ZM31 125V124H30ZM65 125V124H64ZM69 125V124H68ZM81 125V124H80ZM145 125H149L150 126V128H152L153 130L150 132L148 129H146L147 127L145 126ZM240 125H242L241 124V122H240V124L238 125V126H240ZM243 125H245L244 123H243ZM9 126V125H8ZM11 126V125H10ZM9 126V127H10ZM24 126V128H27V127H25ZM29 126V125H28ZM66 126V125H65ZM70 126H71V124H70ZM75 126V125H74ZM77 126H78V124H77ZM86 126V125H85ZM84 126V127H85ZM109 126V125H108ZM229 127H228V129L229 130H227L228 131V133H227V131H226V133L227 134H224V136L226 135L228 138H230L233 134H231L234 130H232V127H230V125H228ZM237 126V127H238ZM5 127V126H4ZM7 127V126H6ZM88 127H90L89 125H88ZM98 127H99V124H98ZM103 127V126H102ZM101 127V128H102ZM236 127V128H237ZM240 127H242V126H240ZM12 128V127H11ZM15 128H16V126H15ZM19 128V127H18ZM21 128V127H20ZM5 129V128H4ZM6 129H9V128H6ZM13 129V128H12ZM23 129V128H22ZM45 129V128H44ZM93 129V128H92ZM92 129H90V131L92 130ZM106 129V128H105ZM109 129V128H108ZM244 129H246V128H244ZM242 130V129H240V130H242L243 132L245 131V130ZM1 130V129H0ZM19 130V129H18ZM24 130V129H23ZM69 130V129H68ZM73 130V129H72ZM89 130V128L87 129V131ZM96 130L98 131L99 129H97L96 128ZM101 130H104V129H101ZM239 130V131H240ZM252 130V129H251ZM5 131V130H4ZM10 131V133H11V129L9 130ZM13 131H15L14 129H13ZM26 131V130H25ZM79 131V130H78ZM82 131H83V128H82ZM86 131V130H85ZM232 131V132H231ZM6 132V131H5ZM7 132H8V130H7ZM18 132V131H17ZM24 131H22L21 133H23ZM27 132V131H26ZM93 132V131H92ZM102 132V131H101ZM246 132V131H245ZM4 132H2V134H3ZM15 134H16V132H14ZM19 134H20V132H18ZM17 133V134H18ZM59 133V132H58ZM65 133V132H64ZM63 133V134H64ZM79 133V132H78ZM86 133V132H85ZM123 134V133H125L126 135H128V136H130L131 138H134V139H139V140H144V143H145V141H148L149 142V144H150V146H149V150H147L148 149V146H147V148H141V147H144L143 145H141V147L139 146V145H137V141L135 142V141H131V140H129V138L130 137H128L127 136V138H128V140L125 138V140H123L122 138H124V137H120V136H122V135H120V134ZM239 133V132H238ZM8 134H9V132H8ZM7 134V135H8ZM12 134V133H11ZM108 134V135H109ZM237 134V133H236ZM239 134H241V133H239ZM24 135H25V133H24ZM67 136V133L66 134H64V136ZM80 135V134H79ZM83 135V134H82ZM92 135V134H91ZM105 135V134H104ZM125 135V136H126ZM23 136V135H22ZM65 136V137H66ZM212 136V137H213ZM2 137V136H1ZM11 137V136H10ZM17 137V136H16ZM19 137H21V136H19ZM76 137H78V136H76ZM86 137V136H85ZM94 137V136H93ZM99 137V136H98ZM109 137V136H108ZM217 137H219V136H217ZM70 138V137H69ZM69 138L67 137V143H71V142H75L74 144L76 145V144H79V143H77L75 140V138H74V136L73 137H71L73 140H69ZM110 138V137H109ZM112 138H110V139H112ZM130 138V139H131ZM234 138H235V136H234ZM19 139V138H18ZM89 139V138H88ZM225 139H226V137H225ZM225 139H223V140H225ZM12 140V139H11ZM14 140H16V139H14ZM21 140V139H20ZM64 140V139H63ZM77 140H78V138H77ZM79 140H81V142H82V139H79ZM103 140V139H102ZM123 140V141H122ZM127 140V142H131V143H129V144H125L124 143V141H126ZM164 140V141H163ZM219 140V139H218ZM262 140H263V138H262ZM69 141V142H68ZM71 141V142H70ZM221 141V140H220ZM2 142V141H1ZM86 142V141H85ZM104 142V141H103ZM106 142V141H105ZM104 142V143H105ZM123 142V143H122ZM140 142V141H139ZM142 142V141H141ZM259 142H260V140H259ZM3 143H5V142H3ZM15 143H17V142H15ZM19 143V142H18ZM67 143H65L64 142V144H67ZM107 143V142H106ZM143 143V144H144ZM14 144V143H13ZM62 144V143H61ZM68 144V145H69ZM71 144H73V143H71ZM0 145H1V143H0ZM9 145V144H8ZM19 145V144H18ZM81 145V144H80ZM82 145L84 146L85 144H83L82 143ZM92 145V144H91ZM101 145V144H100ZM145 145V144H144ZM258 145V144H257ZM5 146V145H4ZM12 146V145H11ZM14 146H15V144H14ZM63 146V145H62ZM67 146V145H66ZM73 146V145H72ZM72 146H71V148H72ZM120 146V147H121ZM216 145L214 144L213 145V148L212 149H215L216 147H215ZM218 146V145H217ZM0 147H2V146H0ZM9 147V146H8ZM75 147V146H74ZM73 147V148H74ZM110 147V146H109ZM122 147V148H123ZM219 147H220V145H219ZM4 148V147H3ZM3 148H2V150H3ZM68 148H69V146H68ZM70 148V149H71ZM76 148V147H75ZM79 148H81L80 146H79ZM88 148H90V149H93V148H91V146H89L88 145ZM88 148L86 147V150L88 151ZM94 148H95V145H94ZM151 148V149H150ZM255 148H257V147H255ZM1 149V148H0ZM7 148H5V150H6ZM25 149V148H24ZM54 149V148H53ZM84 149V148H83ZM110 149V148H109ZM125 149V148H124ZM146 149V150H145ZM211 149V148H210ZM219 149V148H218ZM19 150V149H18ZM75 150H78V149H75ZM74 150V151H75ZM96 150V149H95ZM103 150V149H102ZM121 150V149H120ZM123 150V149H122ZM121 150V151H122ZM216 150V149H215ZM257 150V149H256ZM50 151V150H49ZM65 151V150H64ZM73 151V150H72ZM81 151V150H80ZM92 151V150H91ZM97 151H98V149H97ZM119 151V150H118ZM120 151V152H121ZM124 151V152H125ZM214 151V150H213ZM5 152V151H4ZM3 152V153H4ZM27 152V151H26ZM84 153H85V149H84V151H83ZM106 152V151H105ZM214 152H216V151H214ZM213 152V153H214ZM225 152V151H224ZM259 152V151H258ZM1 153V152H0ZM51 153V152H50ZM58 153H59V151H58ZM57 152L55 153L56 155L58 154ZM74 153V152H73ZM87 153V152H86ZM209 153H212V151L210 150V152ZM6 154V153H5ZM54 154V153H53ZM52 154V155H53ZM60 154H62L61 152H60ZM105 154H107V153H105ZM115 154H116V152H115ZM121 154L123 155L124 153L123 152H121ZM2 155V154H1ZM7 155V154H6ZM11 155V154H10ZM18 155V154H17ZM37 155V154H36ZM48 155H50V154H48ZM73 155H75V153L73 154ZM111 155V154H110ZM110 155H108L109 156V158H110ZM113 155V154H112ZM3 156V155H2ZM26 156V155H25ZM84 156V155H83ZM88 156H89V154H88ZM10 157V156H9ZM65 157V156H64ZM70 157V156H69ZM114 157H115V155H114ZM121 157V156H120ZM153 157H155V158H153ZM221 157V156H220ZM3 158V157H2ZM6 158H7V156H6ZM27 158V157H26ZM77 158V157H76ZM75 158V159H76ZM92 158V157H91ZM91 158H89V159H91ZM112 158V157H111ZM30 159V158H29ZM81 159V158H80ZM83 159H86V162L85 161H83ZM83 159H81L82 161L80 162V160H79V162H78V164H77V162H76V165L74 164L73 165V167L76 169V170H78V172L79 171H82L83 172V174L85 173L86 174V172H84V170L85 171H90V173L93 175V174H96V173H94V171H96V172H99V173H97V174H99L101 177H104L103 176V173H104V171H103V173H101V169H97V167L96 166H98V165H96V166H94V165H92V164H88L89 163V160L87 161V157H86V154H85V158H83ZM97 159V158H96ZM153 159H156L155 161H153ZM158 159V160H157ZM184 159V160H183ZM78 160V159H77ZM127 161H128V159H126ZM134 160V161H133ZM27 161V160H26ZM109 160H107V162H108ZM130 161H129V163H130ZM224 162H225V160H223ZM66 161H64V163H65ZM91 162V161H90ZM110 162V161H109ZM170 162V161H169ZM197 162H199V161H197ZM224 162H222V164L224 163ZM56 163V162H55ZM59 164H60V162H58ZM69 163V162H68ZM75 163V162H74ZM93 163V162H92ZM114 164L115 163H118V162H113ZM172 163V162H171ZM219 163H221V162H219ZM1 164V163H0ZM62 164V163H61ZM61 164L59 165V166H61ZM96 164V163H95ZM111 164V163H110ZM114 164H113V166H111V167H113V174H112V176H114L115 178H113L112 177V179H117V180H120L119 181V183H120V185L122 184L124 187H125V189H126V187H127V189L126 190H128V189H131L132 191H130V192H132V194H133V191H134V194H135V192L136 193H138L139 195H140V197L142 196V198H143V200H144V202L146 201V199H144V198H147V196H148V198L149 199H151L152 197L154 198L155 197V194H154V196H153V193H152V190L155 188L154 186H156V185H151V184H148V183H143L144 181H142V183H140L138 180L141 178H138L137 179V181L135 180V178H133L132 177V174H131V172H130V174L128 173V172H126V171H124L123 169H121L120 168V163H118L119 165H116L115 164V166H114ZM165 163H162V165L163 166H165L164 165ZM184 164V163H183ZM187 164V163H186ZM191 164V163H190ZM197 164V163H196ZM195 164V165H196ZM206 164V163H205ZM225 164V163H224ZM66 165V164H65ZM69 165V164H68ZM68 165H66V166H68ZM173 165V164H172ZM177 165V164H176ZM197 165H199V163L197 164ZM108 166H109V164H108ZM119 166V167H118ZM157 166V165H156ZM180 166V165H179ZM200 167H201V163H200V165H199ZM211 166V165H210ZM226 166V165H225ZM27 167H29V166H27ZM69 167H71L72 168V166H69ZM168 167H169V163H168ZM196 167H198V166H196ZM195 167V168H196ZM221 167V166H220ZM62 168H64L65 169V167H63L62 166ZM74 168H72V169H74ZM173 168V167H172ZM184 169H185V167H183ZM213 168V167H212ZM212 168H210V169H212ZM215 169L217 168V167H214ZM56 169V168H55ZM71 169V170H72ZM165 170H166V167L164 168ZM170 170H172L171 168H169ZM188 169V168H187ZM186 169V170H187ZM197 169L198 168H196V171H197ZM201 169V168H200ZM61 170V169H60ZM175 170V169H174ZM188 170H190V169H188ZM191 170H192V167H191ZM199 170V169H198ZM27 171V170H26ZM54 171H56V170H54ZM69 171V170H68ZM152 171L155 173H152ZM176 171V170H175ZM199 171H201V170H199ZM67 172V171H66ZM73 172H75V171H73ZM77 172V171H76ZM75 172V173H76ZM81 172V173H82ZM108 172V171H107ZM110 172H112V171H110ZM133 172V171H132ZM139 172V173H140ZM166 172H169L168 170L166 171ZM170 172H173V171H170ZM177 172H179V170L177 171ZM212 172V171H211ZM69 173V172H68ZM72 173V172H71ZM71 173H69V174H71ZM74 173V174H75ZM88 173L89 172H87V176H91V174L89 173V175H88ZM138 173V174H139ZM147 173V174H148ZM180 173V172H179ZM183 173V172H182ZM202 173V172H201ZM60 174H61V172H60ZM63 174H65V173H63ZM80 174V173H79ZM108 174V173H107ZM137 174V175H138ZM143 174V175H144ZM153 174V175H152ZM160 174H162L163 176H164V174L162 173V169H160ZM186 174V173H185ZM187 174H189L188 172H187ZM190 174H192V173H190ZM194 174V173H193ZM197 174V173H196ZM200 174V173H199ZM18 175V174H17ZM57 175V174H56ZM141 175V174H140ZM139 175V176H140ZM183 175V174H182ZM15 176V175H14ZM60 176V175H59ZM71 176V175H70ZM80 176H82V174H80ZM94 176V175H93ZM108 176V175H107ZM111 176V175H110ZM138 176V177H139ZM142 176V175H141ZM149 176V177H150ZM159 176V175H158ZM163 176H161L160 175V177L159 178H161V177H163ZM169 176V175H168ZM173 176V175H172ZM178 176V175H177ZM20 177V176H19ZM74 177V176H73ZM72 177V178H73ZM82 177H85V178H87L86 176H82ZM81 177V178H82ZM94 177H96V179H98L99 177H98V175L97 176H94ZM98 177V178H97ZM171 177V176H170ZM176 177V176H175ZM70 178V177H69ZM78 178V177H77ZM147 178V177H146ZM156 178H157V176H156ZM163 178H168L167 176L166 177H163ZM162 178V179H163ZM179 178V177H178ZM108 179V178H107ZM111 179V180H112ZM161 179V180H162ZM169 179V178H168ZM81 180H83V178L81 179ZM99 180V179H98ZM100 180H101V182H102V180L103 179H101L100 178ZM99 180V181H100ZM145 180V179H144ZM160 180V179H159ZM165 181H166V179H164ZM78 181V180H77ZM103 181H105L106 182V179L105 180H103ZM141 181V180H140ZM148 181H149V179H148ZM157 181V180H156ZM11 182V181H10ZM9 182V183H10ZM108 182V181H107ZM113 182V181H112ZM111 182V183H112ZM13 183V182H12ZM64 183V182H63ZM82 183V182H81ZM216 183V182H215ZM66 184V183H65ZM70 184V183H69ZM103 184H104V182H103ZM154 184V183H153ZM214 184V183H213ZM218 184V183H217ZM70 185H72V184H70ZM74 185V184H73ZM86 185V184H85ZM113 185H114V183H113ZM116 185V184H115ZM15 186V185H14ZM66 186V185H65ZM67 188H69V185L67 184ZM87 186V185H86ZM85 186V187H86ZM102 186H104V185H102ZM123 186H122V188H123ZM213 186V185H212ZM55 187V186H54ZM84 187V188H85ZM89 187V186H88ZM116 187H117V185H116ZM52 188V187H51ZM62 185H61V188H59V189H61L62 190ZM101 188V187H100ZM138 188V189H137ZM65 189V188H64ZM69 189H71V187L69 188ZM86 189H88V188H86ZM105 189V188H104ZM135 189H137V190H135ZM157 189L158 188H156V192H157ZM160 189V188H159ZM13 190V189H12ZM106 190V189H105ZM126 190H125V193H130L129 192V190H128V192H126ZM153 190V191H154ZM211 190V189H210ZM10 191V190H9ZM70 191H72V190H70ZM138 191V192H137ZM154 191V192H155ZM208 191V190H207ZM2 191H0V193H1ZM7 192V191H6ZM57 192V191H56ZM65 192H67V191H65ZM77 192V191H76ZM85 192V191H84ZM108 192V191H107ZM155 192V193H156ZM3 194H5L4 192H2ZM8 193V192H7ZM7 193H6V195H7ZM59 193H61V192H59ZM73 193V192H72ZM80 193V192H79ZM100 193V192H99ZM105 193V192H104ZM9 195H10V193H8ZM57 194H58V192H57ZM84 194V193H83ZM94 194V193H93ZM117 194V193H116ZM123 194V193H122ZM161 194V193H160ZM8 195V196H9ZM105 195V194H104ZM110 195V194H109ZM125 195H127V194H125ZM139 195H137L136 196V194H135V197H134V199L137 197V199L136 200H138V196ZM143 195L144 196H146V197H143ZM159 195V194H158ZM4 196V195H3ZM49 196V195H48ZM60 196V195H59ZM73 196H75V195H73ZM72 196V197H73ZM128 196V195H127ZM107 197V196H106ZM131 197V196H130ZM74 198H77V194H76V197H74ZM95 198V197H94ZM99 198H100V196H99ZM115 198V197H114ZM132 198V197H131ZM148 198H147V200H148ZM157 198V197H156ZM155 198V199H156ZM1 199H3V201H4V197L3 198H1ZM8 199V198H7ZM38 199V198H37ZM69 199V198H68ZM73 199V198H72ZM71 199V200H72ZM80 199V198H79ZM101 199V198H100ZM45 200V199H44ZM61 200V199H60ZM92 200V199H91ZM93 200H95V199H93ZM135 200V201H136ZM2 201V202H3ZM46 201V200H45ZM80 201V200H79ZM103 201V200H102ZM129 201V200H128ZM134 201V202H135ZM141 201V199L139 200V202ZM149 201V200H148ZM111 202V201H110ZM110 202L109 201H107V203L108 204H110ZM132 202V201H131ZM143 202V201H142ZM5 203V202H4ZM32 203V202H31ZM35 203V202H34ZM53 203V202H52ZM114 203H115V201H114ZM146 203V202H145ZM0 204H2L1 202H0ZM29 204V203H28ZM36 204H37V206H38V203L36 202ZM35 204V205H36ZM41 204V203H40ZM64 204V203H63ZM102 204H103V202H102ZM111 204H113L112 202H111ZM116 204V203H115ZM128 204V203H127ZM44 205V204H43ZM58 205V204H57ZM131 205H133L132 206V208H134L135 206H134V203L133 204H131ZM136 205V204H135ZM84 206V205H83ZM111 206V205H110ZM109 205H108V207H110ZM30 207V206H29ZM34 207V206H33ZM55 207V206H54ZM60 207V206H59ZM107 207V208H108ZM126 207V206H125ZM137 207V206H136ZM38 208V207H37ZM100 208H102V207H100ZM106 208V209H107ZM119 208V207H118ZM53 209V208H52ZM56 209V208H55ZM66 209V208H65ZM112 209V208H111ZM115 209V208H114ZM129 209H130V207H129ZM36 210V209H35ZM38 210V209H37ZM60 210V209H59ZM61 210H64V208L63 209H61ZM132 210V209H131ZM81 211V210H80ZM107 211V210H106ZM118 211V210H117ZM125 211V210H124ZM134 211V210H133ZM137 210H135V212H136ZM39 212H40V210H39ZM41 212H42V209H41ZM45 212V211H44ZM53 212V211H52ZM55 212V211H54ZM65 212H67V211H65ZM92 212V211H91ZM47 213V212H46ZM57 213H59V212H57ZM63 213V212H62ZM94 213V212H93ZM140 213V212H139ZM65 214V213H64ZM70 214V213H69ZM38 215V214H37ZM42 215V214H41ZM40 215V216H41ZM52 215H54V213L52 214ZM55 215H56V213H55ZM66 215V214H65ZM31 216H32V214H31ZM48 216V215H47ZM63 216V215H62ZM67 216V215H66ZM66 216H64V217H66ZM34 217V216H33ZM32 217V218H33ZM36 218H38V216H35ZM70 217H71V215H70ZM47 218V217H46ZM48 218H51V216H48ZM57 218H58V215H57ZM59 218H60V215H59ZM34 219V220H33ZM32 219V224L34 225V222H35V218H33ZM66 219H67V217H66ZM73 219V218H72ZM81 219V218H80ZM31 220V219H30ZM29 220V221H30ZM43 220V219H42ZM62 220H65V219H62ZM68 220H69V218H68ZM78 220H79V218H78ZM70 221V220H69ZM39 221H37V223H38ZM65 222V221H64ZM72 222V221H71ZM36 223V222H35ZM42 224V222H39L38 224H37V226H39V225H41ZM45 223V222H44ZM94 223V222H93ZM92 223V224H93ZM29 224H30V222H29ZM102 225V224H101ZM31 226V225H30ZM37 226L35 225L33 228H31V229H36V232H34V230H32L33 231V233H37V234H39L40 235V228H39V230H37ZM44 225L42 224L41 225V227H43ZM40 227V226H39ZM72 227V226H71ZM70 227V228H71ZM91 227V226H90ZM30 228V227H29ZM28 228V229H29ZM43 228H45L44 230L45 231H47L48 233V236H49V234H50V236H53V239L55 238L54 237V232L56 231V229H55V231L53 232V234H51L49 231H50V229H54L53 227H51V228H49V230H47L48 228L47 227H43ZM106 228V227H105ZM123 229V228H122ZM124 229H126V228H124ZM42 230V229H41ZM60 230V229H59ZM94 230V229H93ZM112 230V229H111ZM114 230V229H113ZM29 231V230H28ZM38 231H39V233H38ZM117 231V230H116ZM122 231H124V230H122ZM129 231V230H128ZM26 232V231H25ZM31 232V231H30ZM62 232V231H61ZM60 232V233H61ZM107 232V231H106ZM115 232V231H114ZM33 233H32V235H33ZM42 233H44L43 231H42ZM55 233H57V232H55ZM72 233V232H71ZM118 233H120V232H118ZM34 234V235H35ZM62 234V233H61ZM116 234V233H115ZM22 235V234H21ZM31 235V234H30ZM33 235V236H34ZM41 235H43V234H41ZM58 235V234H57ZM110 235V234H109ZM262 235V234H261ZM56 236V235H55ZM70 236V235H69ZM28 237H29V234H28ZM44 237H46V236H44ZM36 238V237H35ZM39 238H41V240H42V242L41 243H44L46 240H50V239H46V240H44V242H43V239H45V238H42V236L41 237H39ZM39 238H37V239H39ZM47 238V237H46ZM65 238V237H64ZM67 238H69V237H67ZM29 239V238H28ZM32 239H33V237H32ZM30 240V243H31V245H32V242H34V240ZM57 239V238H56ZM60 239H61V237H60ZM63 240V239H62ZM68 240V239H67ZM25 241V240H24ZM40 241V240H39ZM46 242H48V241H46ZM45 242V243H46ZM262 242V241H261ZM28 243H29V241H28ZM35 243V242H34ZM37 243H39L38 241L35 243V244H37ZM40 243V244H41ZM44 243V244H45ZM53 243H55V242H53ZM22 243H20V245H21ZM40 244H37L39 247L41 246ZM25 245V244H24ZM30 245V246H31ZM17 246V245H16ZM28 246V245H27ZM95 246V245H94ZM34 248H35V245L33 246ZM32 247V248H33ZM38 247V248H39ZM41 247H43V246H41ZM17 249H18V247H16ZM37 248V247H36ZM35 248V250H38V249H36ZM14 249H15V247H14ZM20 249V248H19ZM21 249H23V248H21ZM20 249V250H21ZM25 249V248H24ZM40 249V248H39ZM43 249V248H42ZM8 249L6 248V251H7ZM11 250V249H10ZM13 250V249H12ZM31 250H33V249H31ZM24 251V250H23ZM23 251L21 250V251H18V252H20L19 254H22L23 253ZM16 252V251H15ZM25 253V252H24ZM26 253H28V252H26ZM255 253H257V252H255ZM261 254V255H260ZM260 256L259 257H261V259L262 258H264V255H262V253L260 252ZM11 255V254H10ZM90 255V254H89ZM257 255V254H256ZM258 256V255H257ZM14 257V256H13ZM256 257V256H255ZM11 258V257H10ZM15 259V258H14ZM260 259V258H259ZM260 259V260H261ZM263 260V259H262ZM264 261V260H263ZM14 263V262H13ZM11 264V263H10ZM262 264V263H261ZM264 264V263H263Z\"/></svg>",
  "mask_w": 264,
  "mask_h": 264
}]
</instances>
